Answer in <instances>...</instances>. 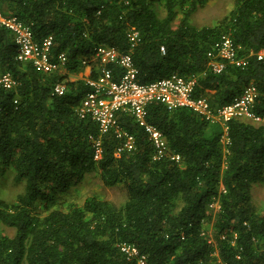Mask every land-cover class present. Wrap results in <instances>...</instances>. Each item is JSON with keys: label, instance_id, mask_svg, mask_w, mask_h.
<instances>
[{"label": "trees", "instance_id": "1", "mask_svg": "<svg viewBox=\"0 0 264 264\" xmlns=\"http://www.w3.org/2000/svg\"><path fill=\"white\" fill-rule=\"evenodd\" d=\"M209 1L0 0L3 14L30 26L37 42L53 36L52 60L67 55L61 72H39L16 60L14 35L0 25V74L16 82L0 84V176L23 184L16 200L0 197V264H135L121 251L124 242L136 245L148 264H264V210L253 198L254 187L264 186V121L233 119L225 152L219 121L154 102L147 119L181 159L154 160L146 130L121 113L119 124L135 134L136 149L117 156L120 141L109 132L97 160L90 136L99 126L78 115L91 86L69 76L84 69L82 58L110 46L131 54L142 83L175 72L196 75L194 95L207 96L212 108L254 85L253 110L264 118V61L257 58L264 0H235L214 25L196 26L193 14ZM134 32L140 37L133 46ZM225 35L248 64L226 60L215 73L208 51ZM59 82L64 94L54 92ZM92 173L108 187L122 186L125 202L97 196L70 202ZM213 201L220 208H210Z\"/></svg>", "mask_w": 264, "mask_h": 264}, {"label": "built area", "instance_id": "2", "mask_svg": "<svg viewBox=\"0 0 264 264\" xmlns=\"http://www.w3.org/2000/svg\"><path fill=\"white\" fill-rule=\"evenodd\" d=\"M0 25L7 28L14 35L18 53L16 60L30 62L34 68L42 73L61 72L67 63V55L61 53L58 60L50 56L53 36H48L43 43L35 40L30 26L17 16L4 15L0 6ZM139 33H131L132 45L139 39ZM161 50L165 52L162 46ZM209 65L215 73H221L226 68L225 61L245 68L248 57L239 56L238 49L228 36H223L208 51ZM257 58L264 61V47L257 53ZM82 66L90 68V73L84 78L91 86L78 108L81 118H91L99 126V134L90 136L94 141L95 159H100L103 153L102 136L113 132L120 141L117 156L124 152L136 149V136L119 124V116L126 113L141 126L149 135L154 146L153 159L161 160L166 157L180 160L179 154L169 152V146L161 130L147 119L149 104L163 103L170 108H188L203 115L207 120H217L222 124L224 134L222 138L223 149L226 152L230 144L229 129L233 119L240 118L253 122H263L262 116L256 115L253 107L258 96L256 86H247L243 92L231 103L218 108H212L207 96H195L197 76H183L177 72L157 81L142 83L138 79V69L134 65L130 53L120 54L110 46H99L90 57L81 59ZM115 67H118L115 68ZM117 76V70H119ZM93 72L97 73L92 77ZM0 84L5 88H13L15 80L9 73L0 74ZM67 86L59 82L54 86V92L64 94ZM210 208L218 209L220 205L213 201ZM121 251L127 259L135 264H148L147 256L136 245L122 243Z\"/></svg>", "mask_w": 264, "mask_h": 264}, {"label": "rangeland", "instance_id": "3", "mask_svg": "<svg viewBox=\"0 0 264 264\" xmlns=\"http://www.w3.org/2000/svg\"><path fill=\"white\" fill-rule=\"evenodd\" d=\"M235 0H210L205 6L200 7L192 16V23L196 26L214 25L225 15H227L234 7ZM180 19V18H179ZM85 68L79 74H71L70 79H84L87 77ZM23 190V184L17 182L13 175L0 176V197L9 202L16 200L17 195ZM97 196L118 205L125 202L127 196L122 186L108 187L98 173H92L77 187L72 190L69 196L70 202H76L83 205L86 198ZM254 203L261 210H264V186L256 185L253 190ZM6 233H14L11 229H6Z\"/></svg>", "mask_w": 264, "mask_h": 264}, {"label": "crops", "instance_id": "4", "mask_svg": "<svg viewBox=\"0 0 264 264\" xmlns=\"http://www.w3.org/2000/svg\"><path fill=\"white\" fill-rule=\"evenodd\" d=\"M85 72L90 73V68H86Z\"/></svg>", "mask_w": 264, "mask_h": 264}]
</instances>
